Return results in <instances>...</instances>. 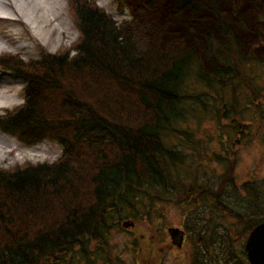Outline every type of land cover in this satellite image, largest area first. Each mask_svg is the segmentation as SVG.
Listing matches in <instances>:
<instances>
[{
  "label": "trees",
  "instance_id": "trees-1",
  "mask_svg": "<svg viewBox=\"0 0 264 264\" xmlns=\"http://www.w3.org/2000/svg\"><path fill=\"white\" fill-rule=\"evenodd\" d=\"M128 1L138 14L119 24L92 0L72 1L81 33L75 55L65 48L28 62L0 57L1 67L27 81L24 103L0 114V127L26 143L51 137L64 145L54 162L0 167V264H70L77 251L95 264L87 244L104 242L107 222L121 212L115 204L131 206L144 184L166 186L184 158L167 149L162 133L182 111L185 81L195 72L205 79L203 62L193 64L202 60L197 53L215 78L242 63L247 13L230 18L227 0ZM222 36L236 44L234 61L213 50ZM250 202L242 207L257 212L249 231L264 219ZM185 226L196 237L197 264H209L208 245L226 247L228 237L215 228L202 234L196 218ZM229 258L228 251L215 256L221 264Z\"/></svg>",
  "mask_w": 264,
  "mask_h": 264
},
{
  "label": "rangeland",
  "instance_id": "rangeland-1",
  "mask_svg": "<svg viewBox=\"0 0 264 264\" xmlns=\"http://www.w3.org/2000/svg\"><path fill=\"white\" fill-rule=\"evenodd\" d=\"M72 1L64 0L62 9L57 10L58 4L53 0L44 3L46 12L53 8L59 18L53 24L54 32L43 30L42 42L30 38L23 25L0 17V57L18 55L28 62L40 59L42 53L56 54L65 48H70L71 56L75 55L73 45L81 33ZM92 1L118 24L131 22L138 14L128 0ZM222 4V11L230 18H236L242 10L247 13L246 24L240 27L242 63L232 66L233 71L228 69L229 75L215 78L205 55L197 53L196 57L202 60L193 64L203 62L205 79L197 76L196 80L193 70L194 76L190 75L184 83L179 104L182 111L162 133L167 149L178 151L184 158L175 163L166 186L144 184L130 195L131 206L115 204L121 212L107 222L104 242L98 239L87 244L95 264H197L193 251L197 247L196 237L185 226L190 216L197 219L202 234L215 228L221 238L228 237L222 242L226 247L208 245L204 255L209 264H221L215 256L222 251H228L231 257L224 264L250 263L245 251L250 232L247 221L256 219L257 212L242 207L251 200L253 207L264 212V0H227ZM9 30L19 32L16 41L3 34ZM231 40L229 36L214 40L213 50L217 55L220 51L221 59L223 53L234 61L236 44ZM26 84V80L0 66V114L24 103ZM11 146L13 150L0 159L2 168L25 162L51 163L59 159L64 148L51 137L26 143L0 127V147H3L0 150ZM215 203L217 206L212 207ZM125 221L134 224L129 227ZM179 227L186 231L180 247L174 245L169 235V231L179 232ZM81 255L84 256L77 251L70 264H90ZM58 264L66 262L59 260Z\"/></svg>",
  "mask_w": 264,
  "mask_h": 264
},
{
  "label": "bare ground",
  "instance_id": "bare-ground-1",
  "mask_svg": "<svg viewBox=\"0 0 264 264\" xmlns=\"http://www.w3.org/2000/svg\"><path fill=\"white\" fill-rule=\"evenodd\" d=\"M47 1L49 0H0V17L5 21L17 22L23 25L29 33L30 38L37 42H42L44 40L42 35L43 30L48 28L51 32H54L56 27L53 24L59 18V15L55 14L53 8L49 12H46V5L44 3ZM53 1L58 4L55 8L56 10L62 9L61 6L64 0ZM61 33L63 34L64 31H61ZM3 34L15 41L19 37V32L12 30L5 31ZM11 147H8L7 150H0V159L3 158L6 152L9 153L13 150V147Z\"/></svg>",
  "mask_w": 264,
  "mask_h": 264
},
{
  "label": "water",
  "instance_id": "water-1",
  "mask_svg": "<svg viewBox=\"0 0 264 264\" xmlns=\"http://www.w3.org/2000/svg\"><path fill=\"white\" fill-rule=\"evenodd\" d=\"M124 223L126 226L134 224L133 221H125ZM180 241L181 235L178 236L176 242L179 243ZM245 251L250 264H264V220L250 230L245 242Z\"/></svg>",
  "mask_w": 264,
  "mask_h": 264
},
{
  "label": "flooded vegetation",
  "instance_id": "flooded-vegetation-1",
  "mask_svg": "<svg viewBox=\"0 0 264 264\" xmlns=\"http://www.w3.org/2000/svg\"><path fill=\"white\" fill-rule=\"evenodd\" d=\"M243 129L244 128H242L241 131H243ZM178 230H179V232H170L169 231V235L171 236V239H173L174 245L180 247L182 245V243H183V239L185 238L186 231L184 229L180 228V227H179ZM180 235H181V241L178 243V242H176V240H177L178 236H180Z\"/></svg>",
  "mask_w": 264,
  "mask_h": 264
}]
</instances>
